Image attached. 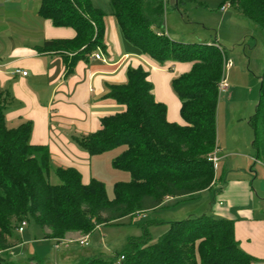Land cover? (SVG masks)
Masks as SVG:
<instances>
[{"label":"trees","instance_id":"16d2710c","mask_svg":"<svg viewBox=\"0 0 264 264\" xmlns=\"http://www.w3.org/2000/svg\"><path fill=\"white\" fill-rule=\"evenodd\" d=\"M186 3L199 5L202 0H176V6ZM224 5L264 31V0H220L219 9ZM37 14L54 26L75 31L71 38L45 40L34 48L60 54L67 75L78 60L105 49L106 15L113 16L121 38L137 52L160 65L189 62L191 66L170 82L180 102L182 123L167 120L165 104L152 95L147 70L129 67L126 80L110 84L106 94L123 109L102 117L97 130L72 138L90 156L120 149L111 164L128 171L130 179L114 183L111 199L99 179L83 183L76 168L52 165L47 146L30 142V121L6 125L4 112L12 96L0 87V264H26L9 259V251L22 242L18 230L22 221L59 243L68 232L86 235L98 225L159 207L166 199L193 198L216 180V169L207 157L216 148L218 84L227 60L223 47L170 39L161 29L162 0H108L107 9L92 0H39ZM248 124L255 158L264 164V65L258 103ZM50 171L58 183H50ZM115 256L96 254L73 264H252L254 260L240 248L231 219L206 213L171 221L154 239L147 234L129 238Z\"/></svg>","mask_w":264,"mask_h":264},{"label":"crops","instance_id":"0c3cea01","mask_svg":"<svg viewBox=\"0 0 264 264\" xmlns=\"http://www.w3.org/2000/svg\"><path fill=\"white\" fill-rule=\"evenodd\" d=\"M28 1L33 3L28 15L20 2L8 6L22 9L20 17L28 16L30 22L22 25L19 35L4 38L3 47H0V87L12 96L4 118L8 127L30 121V142L47 146L52 165L74 167L80 172L83 183L89 181L92 177L90 155L72 138L97 130L102 117L123 109L106 94L110 84L126 80L129 67L140 66L147 70L152 95L156 101L165 104L167 120L182 123L180 102L170 82L173 77L188 71L191 63L158 64L127 44L121 38L113 16L106 15L105 49L99 50L102 59H80L67 75L60 54L39 52L34 48L45 40L71 38L74 29L54 26L49 19L39 17V0ZM165 2L167 0H162L163 5ZM107 5L108 2L105 9ZM16 69L26 74L16 73ZM219 143L218 133L216 180L201 191L214 195V202L205 213L231 219L240 248L254 258L252 264H264V164L256 160L251 144L249 148ZM172 200L166 199L163 204ZM75 237L79 234L68 232L61 242ZM18 247L11 249L10 255H15L13 251ZM71 254L75 251L61 255Z\"/></svg>","mask_w":264,"mask_h":264},{"label":"rangeland","instance_id":"374dc122","mask_svg":"<svg viewBox=\"0 0 264 264\" xmlns=\"http://www.w3.org/2000/svg\"><path fill=\"white\" fill-rule=\"evenodd\" d=\"M219 1L202 0L199 5L186 3L176 6V0H167L161 29L170 39L183 44L198 46L214 42L223 47L230 65L223 68L226 88L218 92L216 134L219 133V145L239 144L240 147L247 145L250 148L253 134L248 119L254 114L259 99L264 65V31L228 5L220 10ZM15 2L23 4L26 15L33 5L28 0H0V47H3L4 38L19 35L22 25L30 22L28 16L24 19L20 17L22 9L8 7ZM93 2L104 8L108 0ZM119 152V148H113L89 156L91 176L104 183L110 199L114 196V183L130 179L128 171L111 164ZM48 179L52 184L59 182L52 171ZM213 199L211 192H201L193 198L168 201L154 209L98 225L86 235L75 232L79 237L59 243L44 238L40 228L27 222L19 232L23 242L17 245L19 247L13 251L15 255L11 254L9 259L26 264H73L87 255L91 257L96 254L117 259L115 254L126 246L129 238L147 234L154 239L167 229L169 222L205 213ZM79 240L86 244H80ZM54 244H58V247ZM68 251H75V254L61 255Z\"/></svg>","mask_w":264,"mask_h":264},{"label":"built area","instance_id":"2783aa9c","mask_svg":"<svg viewBox=\"0 0 264 264\" xmlns=\"http://www.w3.org/2000/svg\"><path fill=\"white\" fill-rule=\"evenodd\" d=\"M224 6H226V5H224ZM224 6H222L220 10H222V9L224 8ZM89 57H90V58H94V59H102V55H101L99 49H97L96 51L92 52V53L90 54ZM228 65H230V62H228V61L226 60V61L224 62V66L226 67V66H228ZM15 72H16V73H20V74H22V75H25V74H26L25 71H21V70H19V69H16ZM225 88H226V80H225V77H224V75H223V76L221 77V80H220L219 84H218V91H223ZM207 159H208V161H210V162L213 164L214 169H216V167H217V161H218L217 150H216V148L212 151L211 154L208 155ZM25 224H26V223H25L24 221H22L20 227L18 228V230H19V231H22V230H23V226H24ZM79 243H80V244H86V242L83 241V240H79ZM55 247H57V244L55 245ZM123 258H124V256L121 255V256H120V259H123Z\"/></svg>","mask_w":264,"mask_h":264}]
</instances>
